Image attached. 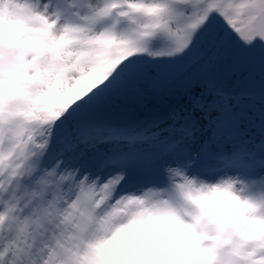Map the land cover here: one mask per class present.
Wrapping results in <instances>:
<instances>
[{
  "label": "snow or ice",
  "instance_id": "obj_1",
  "mask_svg": "<svg viewBox=\"0 0 264 264\" xmlns=\"http://www.w3.org/2000/svg\"><path fill=\"white\" fill-rule=\"evenodd\" d=\"M0 264H264V0H0Z\"/></svg>",
  "mask_w": 264,
  "mask_h": 264
}]
</instances>
